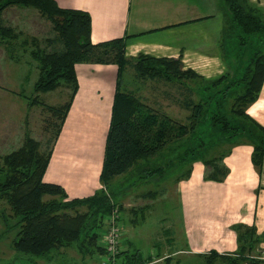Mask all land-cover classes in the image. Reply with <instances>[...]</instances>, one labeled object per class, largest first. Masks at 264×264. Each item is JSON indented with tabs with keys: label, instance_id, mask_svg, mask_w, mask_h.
Instances as JSON below:
<instances>
[{
	"label": "trees",
	"instance_id": "1",
	"mask_svg": "<svg viewBox=\"0 0 264 264\" xmlns=\"http://www.w3.org/2000/svg\"><path fill=\"white\" fill-rule=\"evenodd\" d=\"M222 1L228 17L220 46L229 68L219 76L205 78L185 68L181 57L144 53L127 56L122 36L93 42L91 15L86 10L62 7L56 0H0V45L14 47L21 40L38 71L34 90L46 92L59 86L71 90L65 103L48 108L54 134L46 144L26 133L19 147L0 155V171L5 174L0 180V201L4 200L11 211L8 214L2 210L1 214L7 231L16 227L12 239L16 253L31 260L52 259L66 247L76 248L83 257L104 253L105 247L98 242L105 220L116 206L122 210V200L132 188L154 180L159 184L168 176H173L175 182L187 179L195 161L204 164L205 179L223 181L229 172L223 159L235 144L253 146L252 162L261 172L264 126L247 113V107L258 97L263 83L264 53L250 56L236 72L230 68L233 62L229 56L233 55L234 63L242 64L244 55L237 44L255 38L264 40V12L249 0ZM11 6L35 8L51 21L56 35L47 38L45 45L35 37L23 38L22 31L4 21L5 10ZM49 45L58 46L49 49ZM77 63H114L118 73L100 173L102 186L92 195L69 198L62 185L47 182L43 176L79 87ZM130 69L137 84L133 89L124 81ZM147 80L178 84L184 89L178 104L189 112L185 122L143 100L138 92L142 81ZM32 101L42 103L38 97ZM165 189H147L141 196L153 198ZM148 208L145 204L131 211L145 217ZM135 221L131 218V223ZM232 228L236 232V251L197 253L203 264L264 263L259 257L264 234L244 223ZM118 257L121 264L147 261L139 251L121 250ZM173 260L172 255L167 256V263ZM176 264L191 263L177 259Z\"/></svg>",
	"mask_w": 264,
	"mask_h": 264
},
{
	"label": "crops",
	"instance_id": "2",
	"mask_svg": "<svg viewBox=\"0 0 264 264\" xmlns=\"http://www.w3.org/2000/svg\"><path fill=\"white\" fill-rule=\"evenodd\" d=\"M56 1L62 7L90 13L93 42L124 37L127 56L181 57L185 68L205 78L227 70L220 46L228 17L222 0ZM249 2L264 12V0ZM75 69L79 87L43 176L47 182L62 185L69 198L92 195L102 186L100 173L118 73L114 63H77ZM247 113L264 126V77ZM252 151L249 143L232 146L223 159L229 168L223 181L205 179L201 161L193 163L187 179L178 181L188 251L235 252L232 226L236 223L253 225L257 233L264 234V157L259 172ZM259 254L264 260V239Z\"/></svg>",
	"mask_w": 264,
	"mask_h": 264
},
{
	"label": "rangeland",
	"instance_id": "3",
	"mask_svg": "<svg viewBox=\"0 0 264 264\" xmlns=\"http://www.w3.org/2000/svg\"><path fill=\"white\" fill-rule=\"evenodd\" d=\"M4 14V21L11 24L16 30L22 31L23 38L35 37L45 45L44 41L47 38L56 35L51 21L42 16L35 8L11 6ZM233 41L231 42L233 43ZM53 46L56 48L58 45H49L48 48L51 49ZM237 47L244 56L241 58L242 64L234 63L233 55L229 56L233 62L230 65L233 72H236L238 68H243L250 56L255 58L258 54L264 53V40L255 38L246 44L238 43ZM23 48L21 40L17 41L14 47L0 45V155L19 147L26 133L46 144L47 139L54 134V126L50 123L53 116L48 108L65 103L69 99L71 91L66 86H59L46 92L35 91L34 82L37 79L38 71L35 62ZM229 48L230 50L234 49L230 46ZM256 51L258 52L256 53ZM131 71L132 69L124 75V81L128 82V87L133 89L137 84L130 73ZM195 86L197 87V84ZM183 92L184 89L178 84L147 80L142 81L138 93L151 106L185 122L189 112L178 104ZM35 97L42 100V103L32 104V98ZM4 175V172L0 171V180L4 178ZM158 182L159 180H154L132 188L123 198V208L122 210L119 208L121 215L119 218L118 252L113 256L109 255L110 253L103 245V236L109 227L105 220V226L101 230L98 243L105 247L106 252L92 257H83L76 248L66 247L61 248L59 254L52 259H27L16 253L12 247L16 227L11 226V229L7 231L1 212L5 210L9 214L11 211L6 202L1 200L0 264H121V258L118 257L121 250L139 251L147 260L143 264H169L167 256L170 255L174 259L172 264H176L177 259L188 261L191 264H203L204 260L198 257L197 253L188 251L184 246L178 182L174 181L173 176H168L159 184ZM162 187L166 188L165 191L153 198L141 196V193L147 189L160 190ZM145 204H149V208L144 213L145 217H142L141 212L137 216L131 211L132 207H140ZM133 217L136 218V221L131 223ZM168 238H171L170 241L166 240ZM17 254L21 257H17ZM107 257L109 258L107 259Z\"/></svg>",
	"mask_w": 264,
	"mask_h": 264
},
{
	"label": "built area",
	"instance_id": "4",
	"mask_svg": "<svg viewBox=\"0 0 264 264\" xmlns=\"http://www.w3.org/2000/svg\"><path fill=\"white\" fill-rule=\"evenodd\" d=\"M120 215V209L118 206H116L106 218L109 227L103 236V245L107 248V251L111 256L118 252V243L120 237ZM108 258L109 257H107V259Z\"/></svg>",
	"mask_w": 264,
	"mask_h": 264
}]
</instances>
